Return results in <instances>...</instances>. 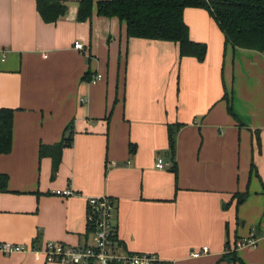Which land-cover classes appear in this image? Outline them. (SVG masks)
Returning a JSON list of instances; mask_svg holds the SVG:
<instances>
[{
  "label": "crops",
  "instance_id": "0c3cea01",
  "mask_svg": "<svg viewBox=\"0 0 264 264\" xmlns=\"http://www.w3.org/2000/svg\"><path fill=\"white\" fill-rule=\"evenodd\" d=\"M62 1L67 15L45 23L37 0H0V108L15 110L12 152L0 155V242L28 249L0 253V264H60L47 261V243L91 245L88 199L104 196L124 253L264 264V53L226 45L208 11L189 8L191 39L208 50L202 63L181 60L175 43L129 39L124 23L99 17L102 0L87 22L80 0ZM252 236L256 247H238Z\"/></svg>",
  "mask_w": 264,
  "mask_h": 264
},
{
  "label": "trees",
  "instance_id": "16d2710c",
  "mask_svg": "<svg viewBox=\"0 0 264 264\" xmlns=\"http://www.w3.org/2000/svg\"><path fill=\"white\" fill-rule=\"evenodd\" d=\"M94 7L95 0H80L77 21H90ZM189 8L208 11L224 33L226 45H231L234 49L264 53V0H102L96 4L99 17L117 18L126 25L129 39L172 42L178 45L181 60L194 58L202 63L206 60L208 49L206 44L191 39L190 29L184 19V13ZM37 10L45 23H55L67 15L69 8L62 0H37ZM88 77L90 78V75ZM225 98L228 103L231 101L228 93ZM228 108L229 112H232L231 104ZM14 114V109L0 108V155H8L12 152ZM178 128L180 129L181 126L168 128L169 153L172 159L176 154ZM72 134L73 132L69 138L64 139L61 147L72 143ZM45 149L41 150V157L47 154ZM52 158L54 178L61 162V151L57 157L54 155ZM171 170L176 175L177 184L176 166ZM8 181V175L0 174V192L7 191ZM247 196L246 192L236 193L233 197L240 206ZM229 249L232 250L231 247ZM232 252L231 254L234 255ZM238 262L245 264L242 260Z\"/></svg>",
  "mask_w": 264,
  "mask_h": 264
},
{
  "label": "built area",
  "instance_id": "2783aa9c",
  "mask_svg": "<svg viewBox=\"0 0 264 264\" xmlns=\"http://www.w3.org/2000/svg\"><path fill=\"white\" fill-rule=\"evenodd\" d=\"M83 44L75 43L76 49H83ZM102 75H97L92 83L96 84ZM157 167L165 168L164 160L157 159ZM55 194L60 197H70L75 194L72 189L59 190ZM114 201L109 197H92L88 199L87 223L88 230L92 233L93 243L85 246H66L61 243L49 242L45 245L43 253L47 261L60 264H158L155 255L124 253L121 246L115 240L114 225ZM240 246L256 247V240L251 237L244 242H238ZM28 249L19 244L11 242H0V253L14 254L23 253ZM209 248L196 251L192 256L197 258L202 253H208Z\"/></svg>",
  "mask_w": 264,
  "mask_h": 264
}]
</instances>
